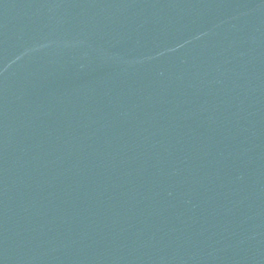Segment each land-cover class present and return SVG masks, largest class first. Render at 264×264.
<instances>
[{"label":"water","instance_id":"obj_1","mask_svg":"<svg viewBox=\"0 0 264 264\" xmlns=\"http://www.w3.org/2000/svg\"><path fill=\"white\" fill-rule=\"evenodd\" d=\"M0 264H264V0H0Z\"/></svg>","mask_w":264,"mask_h":264}]
</instances>
